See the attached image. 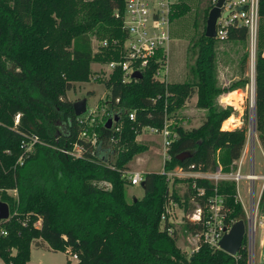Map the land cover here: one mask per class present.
Returning a JSON list of instances; mask_svg holds the SVG:
<instances>
[{"label": "trees", "instance_id": "obj_1", "mask_svg": "<svg viewBox=\"0 0 264 264\" xmlns=\"http://www.w3.org/2000/svg\"><path fill=\"white\" fill-rule=\"evenodd\" d=\"M125 6L126 0H0V190L16 192V197L3 193L0 199L11 211L10 220L0 222V260L28 264L34 246L65 254L66 264H74V256L78 257L75 264H249L247 238L233 257L208 246L202 237L210 220V201L216 196L223 199L226 227L245 215L237 184L221 181L215 185L189 178L181 198L170 193L167 178L176 167L190 173H214L220 168L231 173L241 160L247 125L224 130L223 123L236 110L220 106L218 100L248 86L250 80L220 87L216 49L221 41L240 44L247 64L249 30L234 26L224 40L207 38L213 4L212 0L201 3L193 28L202 31L195 34L191 47L195 63L188 65L193 79L183 84L161 82L155 78L157 65L153 64L142 80L124 83L123 73L117 69L105 87L111 116L119 109L121 119L116 128L120 132L107 129L106 123L93 128L89 119L75 115L67 94L75 84L91 81L92 65L121 60L118 44L127 38ZM186 11L183 1L176 6L173 22ZM259 19L263 34L264 0L259 2ZM261 37L259 33L255 114L264 149ZM94 41H108L109 45L95 52ZM195 96L197 107L207 112L205 122L190 131L182 127L173 130L165 173L144 174V198L129 202L127 164L145 149L137 146L135 153L121 149L117 163L110 167L106 164L107 146L120 141L135 144L145 129L162 131L166 115ZM112 138L116 143H110ZM75 146L82 157L62 152H71ZM185 153L191 156L179 161ZM170 203L184 205L185 229L200 237L199 249L190 257L177 246L179 237L169 219L162 221ZM197 209L202 210V218L193 222L189 217ZM260 210L264 211V194Z\"/></svg>", "mask_w": 264, "mask_h": 264}, {"label": "rangeland", "instance_id": "obj_2", "mask_svg": "<svg viewBox=\"0 0 264 264\" xmlns=\"http://www.w3.org/2000/svg\"><path fill=\"white\" fill-rule=\"evenodd\" d=\"M208 0H184V4L187 6L188 11H186L183 15L179 16L174 22L172 27V41L169 45V60L167 70L161 74L159 77L160 80L165 81L166 83H185L191 81L193 78L189 74L188 65H193L195 63L194 52H192L193 39L195 34L200 33L202 30H195L193 28L194 18L196 13L200 8V4ZM258 35V29H257ZM96 44V41H94ZM248 52L250 54V60L242 69H239L240 72V81H244L245 79L250 80L249 90H248V100L241 110L237 112L239 114H244V123L247 125V143L252 144L253 137L259 135L254 130L253 125V114L255 113V105H252L253 101V89L251 85V77L254 73L253 64H254V56L256 57V50L252 47V44L248 43ZM221 48L224 52H228L232 50V47L229 43L221 41L217 44V52L221 51ZM190 50V52H189ZM245 50L242 49V57L244 58ZM242 60V58H241ZM92 73L93 77L88 83H78L75 84L73 90L68 92L67 99L73 103L80 102L83 100H87V111L83 117L84 120H90L92 123L91 127H99L109 120L111 116L110 106H109V93L105 87V81L108 80V77L103 72L102 65L94 64L92 65ZM255 74V73H254ZM167 104V103H166ZM119 109H115L114 113H118ZM134 112V111H133ZM207 112L200 110L197 107V96L193 99L188 100L183 107L176 108L173 111L169 112L166 115V127L173 134V130L178 127H182L185 130H192L200 127L206 120ZM234 120H229L231 124ZM117 124L114 122L113 130L117 129ZM90 134L88 133V136ZM96 134L93 136L95 138ZM260 141V139H259ZM261 143V141H260ZM136 145V146H135ZM262 145V144H261ZM143 147L145 149L142 152L136 153L134 158L127 164L129 171L126 175L127 184L125 185L127 199L129 202L133 200H142L144 198V189L142 184L137 186H131L129 184V177L131 174L140 172L143 174L147 173H157L162 174L165 172L164 167V146L165 141L162 133H153L150 129H145L141 135H139L134 143L122 144L120 141L119 144L115 146H107L106 159L107 163L110 167H113L117 163L118 155L121 149H126L130 152H136L135 147ZM111 147V148H110ZM110 150H109V149ZM103 155V154H102ZM251 155V152H250ZM104 157L101 159L103 160ZM257 173L260 171L263 173V164L264 160L261 157V152L257 148L256 156H255ZM248 166L250 165V159L248 160ZM247 166V167H248ZM179 168H174L169 172L171 175L167 174V178L169 179V191L171 194L184 196L188 188V179L183 178L175 173H179ZM249 183L247 181H242L239 184V191L244 194L247 185ZM102 185H105L102 182ZM260 183L256 184L257 192ZM3 193H8L13 197H16V192L12 190H0V199ZM169 214L167 215L169 219V223L173 225L174 230L177 232L179 241L177 246L190 257L193 252L197 249L198 238L191 235L185 229V213H184V205L175 203H170L168 206ZM264 214V211H262ZM190 218V217H189ZM260 227L257 228V231ZM255 234H254V224L250 228V232L247 236L248 245L252 250L251 259H249V264H255ZM15 253V251H13ZM33 258L39 261V264H66L67 256L63 253H54L49 252L47 249H35L33 250ZM73 263H77V261H72ZM0 264H5L2 260H0Z\"/></svg>", "mask_w": 264, "mask_h": 264}, {"label": "built area", "instance_id": "obj_3", "mask_svg": "<svg viewBox=\"0 0 264 264\" xmlns=\"http://www.w3.org/2000/svg\"><path fill=\"white\" fill-rule=\"evenodd\" d=\"M183 1L184 0H126L125 12L123 14V26L127 33V38L122 44H118V47L121 49L122 58L120 61H113L110 64L102 65L105 75L110 78V76L119 69L123 73V82L128 83L134 80L132 76L135 73L139 72L143 75L144 71L150 69L154 64L157 65L155 69V78L164 82L160 80L159 77L167 70L168 66V50L172 41V15L176 12V6ZM217 2L218 0H212L213 7H215ZM259 2L260 0H226L221 17L217 23V38L221 40L226 39L230 27L245 26L249 30V41L256 50L257 29L259 24ZM240 9L242 10L239 11ZM227 12L230 14L225 18L224 14ZM115 44H117V42ZM108 45V41H96V44H94L95 52H98L101 47H108ZM251 85L253 89V80ZM130 118L134 120L135 114L131 113ZM82 122L83 121H81V123ZM149 129L153 133H162L164 137V163L166 164L171 159L169 150L172 134L166 127V123L162 131L155 128ZM116 131L120 132V129L118 128ZM83 135L85 137L87 133ZM110 143H116L115 139L112 138ZM62 152L74 158L82 157V151L78 146H75L74 150L71 152L66 150ZM179 170L180 172L175 174L183 178L206 179L215 185H218L221 181H231L237 184V189L239 184L244 180L251 182L260 180L262 181V189L257 199V208L259 207L260 209L264 194V174L258 175L255 172L244 174L240 167L237 170H233L231 173H223L221 168L214 173H190L184 172L181 169ZM167 174L171 175V173ZM143 181L144 174L140 172L133 173L129 177V184L131 186L140 185ZM222 208V198L216 196L210 201V220L207 222L206 230L202 236L205 244L217 249H220L219 243L224 236V230H230L231 228L225 226V216L221 212ZM259 211L260 214H256L253 221H249L248 234L252 224H254V234L258 227H264V214L261 210ZM168 214L169 210L167 209V212L162 217L163 222L167 220ZM201 218V209H197L190 217L193 222H199ZM1 234L5 236L7 232L2 231ZM196 237L199 241L200 237ZM198 249L197 243V249L193 253L197 252ZM251 253L252 250L249 247V259H251ZM71 260L78 261V257L74 256Z\"/></svg>", "mask_w": 264, "mask_h": 264}, {"label": "crops", "instance_id": "obj_4", "mask_svg": "<svg viewBox=\"0 0 264 264\" xmlns=\"http://www.w3.org/2000/svg\"><path fill=\"white\" fill-rule=\"evenodd\" d=\"M264 23V22H263ZM262 23V24H263ZM260 27V19L258 24V36H257V42H256V51L258 46V40H259V33L262 35L261 37V43L259 44L264 52V33L262 34L259 30ZM232 47L231 51L224 52L221 48V51L219 53L217 52V73H218V81L219 85L222 88H230L233 84H236L240 81V72L239 69H242L245 65L243 64L244 58L242 57V47L240 44L235 43H229ZM242 58V60H241ZM256 58V57H255ZM256 60V59H255ZM243 70V69H242ZM252 82V77H251ZM172 84V83H171ZM176 84V83H173ZM178 84H183L182 82ZM248 90L249 85L244 86L243 88H240L236 90L235 92L229 93L224 95L218 100V104L222 107H233L236 110V114L230 117L228 120H226L223 123L222 128L224 130H234L237 128H241L244 125V112L242 114H239L237 111L244 108L247 100H248ZM204 111V110H202ZM206 112V111H204ZM229 120H234L231 124H228ZM227 123V125H226ZM252 144L246 143L245 150L243 153V156L240 161L236 163V168L234 170H237L239 167L241 168L242 173L244 174H250L252 172H255L258 175H263V173L260 171L257 173V166L255 161L256 151L257 148L261 152V157L264 160V149L258 139V136L253 137ZM251 152V155H250ZM250 159V165L248 166V160ZM248 166V167H247ZM264 169V164H263ZM249 184L247 185V189L244 194H242L239 191V186L237 189L238 192V199L241 202L245 215L248 218V221H253L256 214H260L259 207L257 208V199L261 193L262 189V181L256 180V181H247ZM260 183L258 187L256 184ZM255 243V264H264V227H260L258 231L255 233L254 238ZM34 246L32 247L31 252V259L28 264H39V261L36 259L32 260L33 258V250H35ZM39 250V249H37ZM49 251V250H48ZM51 252V251H49ZM75 264V263H74Z\"/></svg>", "mask_w": 264, "mask_h": 264}, {"label": "water", "instance_id": "obj_5", "mask_svg": "<svg viewBox=\"0 0 264 264\" xmlns=\"http://www.w3.org/2000/svg\"><path fill=\"white\" fill-rule=\"evenodd\" d=\"M226 3V0H218L215 7L210 11L208 20H207V28H206V37L211 39L217 38V23L221 17L222 9ZM240 9L239 11H241ZM230 13H225L224 17H228ZM253 71L255 73V56L253 58ZM252 75L253 80V105L256 103V88H255V74ZM132 78L134 80H142L144 77L141 73H135ZM75 115L77 117H82L86 114L87 111V100H83L80 102L74 103ZM120 114L112 115L106 123V128L111 130L114 126V122L117 124L120 122ZM253 125L254 130L256 131V114H253ZM190 153L182 154L178 157L179 161H184L189 158ZM107 163V161H106ZM143 187V185H142ZM11 216L10 207L7 203L0 201V222L8 221ZM249 229V221L246 215H242L238 218L236 223L230 228V230H224V236L219 243V247L222 251L228 253L229 255L235 257L238 255L240 250L242 249L244 239L247 237Z\"/></svg>", "mask_w": 264, "mask_h": 264}]
</instances>
